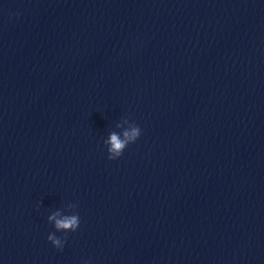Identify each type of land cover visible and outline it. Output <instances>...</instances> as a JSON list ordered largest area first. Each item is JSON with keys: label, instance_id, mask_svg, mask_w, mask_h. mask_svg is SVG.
Segmentation results:
<instances>
[{"label": "clouds", "instance_id": "clouds-1", "mask_svg": "<svg viewBox=\"0 0 264 264\" xmlns=\"http://www.w3.org/2000/svg\"><path fill=\"white\" fill-rule=\"evenodd\" d=\"M116 128L122 131L119 133L112 131L109 133L107 139L104 140L109 160L120 158L128 145L135 143L141 136V128L139 125L130 122L128 119L121 120V122L116 124ZM76 207V204L69 203L66 209H57L47 217L48 222L54 225L56 232H75L78 229L80 218L78 212L75 211ZM64 211H69L71 214L66 215ZM47 239L55 248L61 251L63 250L66 239L57 237L55 233H50ZM85 264H90V262L86 261Z\"/></svg>", "mask_w": 264, "mask_h": 264}]
</instances>
